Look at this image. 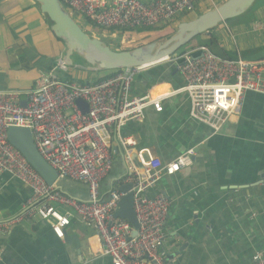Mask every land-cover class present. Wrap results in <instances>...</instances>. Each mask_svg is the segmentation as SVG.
I'll use <instances>...</instances> for the list:
<instances>
[{"label":"crops","instance_id":"crops-1","mask_svg":"<svg viewBox=\"0 0 264 264\" xmlns=\"http://www.w3.org/2000/svg\"><path fill=\"white\" fill-rule=\"evenodd\" d=\"M224 1L201 0L196 12L188 18L180 16L172 26L176 30L180 22ZM255 17L256 22L247 23L246 18L235 25H219L214 32L220 46L245 59L264 57V7ZM225 27L232 37L240 34L238 43L234 37V45L225 44ZM65 48L35 0H0V90L34 87L41 73L63 58ZM179 63L177 57H170L138 71L132 96L156 97L181 88ZM79 72L69 68L60 74L76 80ZM83 72L76 81H95L110 74ZM163 107L162 112L148 107L144 118L130 120L114 132L113 167L101 181L102 197L128 183L132 165H138L136 151L123 146L119 137H133L136 149L148 148L165 163L192 149L190 165L164 175L149 190L150 196L164 193L171 199L163 255L172 264H252L255 253H264V94L247 92L241 113L220 132L192 118L186 93H173ZM58 187L75 198L89 199L86 183L63 179ZM31 196V189L19 179L0 174V219L19 213ZM0 264L113 263L103 253L94 228L74 216L64 239L43 219L14 226L0 237Z\"/></svg>","mask_w":264,"mask_h":264},{"label":"built area","instance_id":"built-area-1","mask_svg":"<svg viewBox=\"0 0 264 264\" xmlns=\"http://www.w3.org/2000/svg\"><path fill=\"white\" fill-rule=\"evenodd\" d=\"M61 1L72 15L83 16L104 29L122 30L153 27L192 14L201 0ZM201 49L196 58L190 55L196 49L177 56L184 85L156 97L131 94L136 74L148 66L113 70L95 81H76L62 78L60 73L69 71L62 59L43 71L34 87L0 90V174L16 177L32 191L19 213L0 219V237L16 225L38 218L46 220L64 239L65 228L77 216L94 228L102 240L103 253L113 264H172L162 250L171 199L164 193L150 196L149 190L164 175H174L190 165L194 151L165 163L148 148L136 149L133 137H119L123 146L136 151L138 161L126 176L134 184V210L140 225L134 238L132 223L114 215L125 193L112 188L106 200L100 187L113 167L114 132L130 120L144 118L148 107L162 112L165 99L173 93H186L192 118L220 132L241 113L247 92L264 94V58L230 59L206 47ZM10 126L30 129L40 155L58 172V181L86 183L89 199L63 192L57 182L49 184L8 140ZM252 264H264V253H255Z\"/></svg>","mask_w":264,"mask_h":264},{"label":"water","instance_id":"water-1","mask_svg":"<svg viewBox=\"0 0 264 264\" xmlns=\"http://www.w3.org/2000/svg\"><path fill=\"white\" fill-rule=\"evenodd\" d=\"M39 10L51 24L53 33L65 42L62 61L67 67L84 71H113L136 66H150L174 55L181 47L204 32L216 29L222 23L247 13L257 0H226L191 20L182 21L176 31L165 41H156L134 49L115 50L101 39L92 36L61 0H35ZM203 49L190 52L193 58L201 55ZM83 106L84 102L78 100ZM26 106V100L22 101ZM8 140L18 148L28 162L45 178L49 184L58 181V172L40 155L30 129L10 126ZM134 184L123 183L119 189L125 193L115 209V217L126 219L133 225L131 238L138 235L140 228L134 210ZM109 200V195L106 197ZM46 221V220H45ZM47 222V221H46Z\"/></svg>","mask_w":264,"mask_h":264},{"label":"rangeland","instance_id":"rangeland-1","mask_svg":"<svg viewBox=\"0 0 264 264\" xmlns=\"http://www.w3.org/2000/svg\"><path fill=\"white\" fill-rule=\"evenodd\" d=\"M264 5H260L259 7H257L256 9L253 10V15L250 17L251 15V11L249 13H246L243 16H240V19H243L244 21L246 20V18H249V21L247 23H249L252 19L254 20V22L257 21V17H255L256 13H258V10H260L261 8H263ZM193 14V13H192ZM192 16V15H191ZM197 16V15H196ZM187 18L190 16H186ZM75 19L78 21V23H80L82 25V27H84L92 36L97 37L99 39H101L102 41H104L106 44H108L112 49L115 50H126V49H134L137 48L139 46L142 45H147L151 42H158L161 43L163 41H165L167 38H159V32L158 30H153L151 32H144V33H139L137 31H109L108 29H100V27H93L90 24H88L83 18L79 17L77 14H75ZM177 29V28H176ZM235 30V29H234ZM176 31V30H175ZM237 33V30H235ZM155 34L157 36H155ZM224 38H225V44L226 45H234L235 44V38H236V43L239 42L240 39V34L238 33V37L234 35V37H232L230 35V30L228 29V27L224 28ZM205 36V34H204ZM172 57V56H171ZM72 68V67H69ZM77 69V68H74ZM73 70V69H72ZM79 73L77 74V79L80 78V75L83 74L84 70L79 69ZM98 73V72H96ZM99 74V73H98Z\"/></svg>","mask_w":264,"mask_h":264},{"label":"trees","instance_id":"trees-1","mask_svg":"<svg viewBox=\"0 0 264 264\" xmlns=\"http://www.w3.org/2000/svg\"><path fill=\"white\" fill-rule=\"evenodd\" d=\"M263 4H264V0H257L256 3L253 5V7H251V9L247 13H249L250 11L252 12L254 9H256L257 7H259L260 5H263ZM184 16H187V15H182L181 17L183 18ZM73 17L75 18V14H73ZM79 17L83 18L91 26L98 27L91 20H89L83 16H79ZM240 18L241 17L233 18V19L227 21V23H231L232 25H235L236 23H239L241 21ZM178 19H180V18L176 17V18H173V19L167 21L166 23H163V24L157 25V26H153V27H140V28H135V29H122V30L120 29V31L126 30L129 32L137 31L139 33H144V32L147 33V32H151L153 30H158L159 38H167V37H170L175 32V29L172 26V24L174 22H177ZM191 19H193V18H191ZM188 20H190V19H188ZM100 29H102V28L100 27ZM108 30L109 31H114V30L116 31V29H108ZM117 30H119V29H117ZM214 30L215 29H212L210 31L204 32L201 35L195 37L188 44L181 47V49H179L174 55H172V57H177V56L183 55V54H185L191 50L197 49L199 47H206L218 56L226 57V58H230V59L238 58L239 55L236 51L226 50L220 46L219 38L215 34ZM204 34H205V36H204ZM155 36H157V35L155 34ZM61 40L63 41V39H61ZM260 58L261 57H259V58L258 57H252L250 59H260ZM262 58H264V57H262ZM112 72L113 71H110V74ZM62 78H65V77L62 76Z\"/></svg>","mask_w":264,"mask_h":264}]
</instances>
